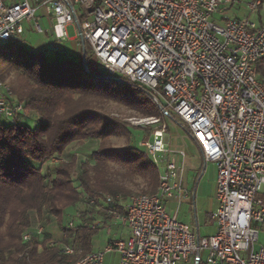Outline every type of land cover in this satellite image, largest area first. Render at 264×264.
<instances>
[{
  "label": "built area",
  "instance_id": "1",
  "mask_svg": "<svg viewBox=\"0 0 264 264\" xmlns=\"http://www.w3.org/2000/svg\"><path fill=\"white\" fill-rule=\"evenodd\" d=\"M262 5L263 0H38L32 6L29 0H0L2 43L20 38L25 22L41 32L35 15L44 8L55 21L57 42H66V29L73 27L106 78L144 87L160 114L184 128L203 161L216 168V229L199 238L166 209L167 199L180 202L187 194L170 160L165 127L156 129L138 145L158 169L161 164L156 193L132 195L122 211L109 212L128 238L111 242L104 253L55 264H103L112 252L117 264H264V240L256 249L264 235V83L256 70L264 58V23L247 17ZM23 112L0 81V119L15 124ZM119 199L105 196L102 203L114 206ZM42 233L36 224L21 241Z\"/></svg>",
  "mask_w": 264,
  "mask_h": 264
},
{
  "label": "trees",
  "instance_id": "2",
  "mask_svg": "<svg viewBox=\"0 0 264 264\" xmlns=\"http://www.w3.org/2000/svg\"><path fill=\"white\" fill-rule=\"evenodd\" d=\"M17 40L0 46V81H10L13 100L24 107L17 123L0 119V264L74 262L91 253L98 228L85 215L77 226H63L67 211L80 206L115 211L117 205L102 203L105 196L127 201L133 191L155 194L159 184V169L130 144L136 129L112 118L107 106L115 103L145 117L160 112L144 87L100 79L106 74L84 67L81 55L52 61ZM256 70L264 83V58ZM25 112L35 116L33 128L22 123ZM112 138H123L124 146H114ZM93 140L99 144L88 160L66 159L70 146ZM52 161L53 173L46 175L42 167ZM51 218L63 234L58 244L42 223ZM36 224L43 233L22 243V234ZM66 248L72 255H65Z\"/></svg>",
  "mask_w": 264,
  "mask_h": 264
},
{
  "label": "rangeland",
  "instance_id": "3",
  "mask_svg": "<svg viewBox=\"0 0 264 264\" xmlns=\"http://www.w3.org/2000/svg\"><path fill=\"white\" fill-rule=\"evenodd\" d=\"M30 4L34 6V3L38 0H29ZM234 13L231 11L228 15L229 18L232 17ZM236 14L240 17L246 16L244 10H239ZM36 20L41 28V32H37L34 26V22H25L23 24V34L18 38L17 44L27 50H31L33 52H41L44 53L50 60L57 61L58 59H73L77 60L81 55L82 61V49L81 45L77 44L75 40L76 32L73 27H67V36L68 40L66 42H57L52 34V24L55 21L50 18L44 8H39L36 12ZM248 19L252 22H258L259 18L261 22H264V0L263 5L260 8L258 14H249L247 15ZM3 43L0 41V46ZM85 51V62L86 66L91 70L96 71L99 74H105L102 64L94 57L91 48L87 43L84 45ZM5 83L9 86L10 81L5 80ZM10 87V86H9ZM107 111L109 112L112 118H116L117 120L121 121L122 123L126 124L129 128H135L136 131L133 132V137L131 140V145L138 146L141 140L148 139L152 136L153 132L156 129L165 127V136H168L169 131L172 129H176V132L179 135L184 134L183 129L179 127L175 122L167 120L161 114L159 117H145L141 116L137 113L127 110L124 106L109 103L107 106ZM25 119L22 121L23 124L28 125L29 127H34L35 125V116L32 113H24ZM148 118H155L158 122L154 125H146L140 124V121L148 119ZM111 143L116 147H123L124 146V139L123 138H112ZM99 141H87L83 145H72L67 149V157L77 158L79 161L88 160V154L91 150L97 148ZM56 161H52L51 163H46L42 169L46 175H51L53 173V164ZM213 165L207 164L206 172L204 180L211 178L212 174V167ZM159 169H161V164H159ZM184 181L186 180L185 174H183ZM139 194L137 191H133V195ZM117 208L114 209L117 211H122V208L126 204V199L120 198L117 202ZM166 205V202H165ZM172 211V215H174L176 207L170 208ZM112 211L111 207L105 208H94V207H86L80 206L75 211H67V215L65 220L62 222L63 226L66 224H72L73 228L80 224L81 218L85 215V219L90 218V226L94 230L98 228L95 235L91 239V250L90 252L93 253H104L105 249L110 245V242L118 241V240H125L127 237V229L124 225H122L119 219H115L113 215H110L109 212ZM202 212V211H201ZM199 214V211L196 207V215L198 221L203 218V215ZM177 216L179 219H183L184 221H188L189 216L185 215L184 211L180 209L177 212ZM57 220L55 218H51L50 220H42L46 228V232L49 234L50 240L56 244H58L61 239L63 238V234L61 233L59 227L57 226ZM264 235L261 233L259 235L258 244L256 249L263 243ZM206 252L201 253V259L203 263H206ZM118 255L114 252L107 253L104 255L103 264H117ZM184 264H194L192 260L188 263Z\"/></svg>",
  "mask_w": 264,
  "mask_h": 264
},
{
  "label": "crops",
  "instance_id": "4",
  "mask_svg": "<svg viewBox=\"0 0 264 264\" xmlns=\"http://www.w3.org/2000/svg\"><path fill=\"white\" fill-rule=\"evenodd\" d=\"M258 22H261L260 18ZM180 128L183 129L184 134L179 135L174 128L169 131L168 136H164V140L171 152L170 160L172 164L181 173L182 188L185 190L187 197L180 202H177L174 198H169L166 200L165 206L171 215L172 211H170V208L176 207L174 215L178 222L186 225L197 237L208 238L215 233L216 229L212 220V215L217 209V201L215 199L216 168L213 164L203 161L196 143L184 128ZM207 164L213 166L211 167V178L205 181ZM183 174L186 177L185 181ZM196 207L199 214L202 211V220L198 221ZM180 209L184 211L185 215L189 216L190 219L188 221L178 218L177 212Z\"/></svg>",
  "mask_w": 264,
  "mask_h": 264
},
{
  "label": "water",
  "instance_id": "5",
  "mask_svg": "<svg viewBox=\"0 0 264 264\" xmlns=\"http://www.w3.org/2000/svg\"><path fill=\"white\" fill-rule=\"evenodd\" d=\"M79 42H80V45H81V49H82V64L84 67H86V62H85V51H84V41L82 40V38H79ZM87 69V68H86ZM102 80H111L109 78H106V77H102L100 78ZM113 81V80H112Z\"/></svg>",
  "mask_w": 264,
  "mask_h": 264
},
{
  "label": "snow or ice",
  "instance_id": "6",
  "mask_svg": "<svg viewBox=\"0 0 264 264\" xmlns=\"http://www.w3.org/2000/svg\"><path fill=\"white\" fill-rule=\"evenodd\" d=\"M197 135H200L201 136V139H203V136L202 134L199 133V130L197 129Z\"/></svg>",
  "mask_w": 264,
  "mask_h": 264
}]
</instances>
